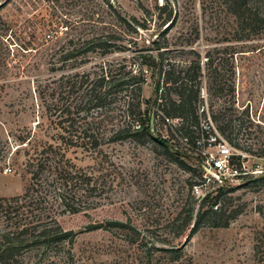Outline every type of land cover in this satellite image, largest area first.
I'll return each mask as SVG.
<instances>
[{
  "label": "rangeland",
  "instance_id": "374dc122",
  "mask_svg": "<svg viewBox=\"0 0 264 264\" xmlns=\"http://www.w3.org/2000/svg\"><path fill=\"white\" fill-rule=\"evenodd\" d=\"M94 39L110 40V54L84 53ZM154 42L174 76L192 75L193 62H201L200 122L210 116L247 155L241 158L248 171L264 173V0H0V138L8 141L1 198L21 197L30 186L23 142L63 148L47 111L58 103L56 82L103 63L137 72L138 56L149 49L157 55ZM144 74L145 110L160 86L158 70ZM154 126L169 151L137 141L66 149L95 186L82 201L95 208L102 229L82 225L72 243L48 256L61 264H264V181L256 182L262 175L210 180L209 195L199 199L192 189L203 178V156L182 140L178 122L158 118ZM212 207L224 221L236 214L228 228L206 224L178 237L181 224L173 222L181 211L193 210L194 224Z\"/></svg>",
  "mask_w": 264,
  "mask_h": 264
},
{
  "label": "trees",
  "instance_id": "16d2710c",
  "mask_svg": "<svg viewBox=\"0 0 264 264\" xmlns=\"http://www.w3.org/2000/svg\"><path fill=\"white\" fill-rule=\"evenodd\" d=\"M109 41L100 43L94 39L86 42L84 53L99 49L106 56L110 52L105 49L112 47ZM154 43L158 45L157 55L154 56L155 50L149 49L150 53L138 56L140 70L137 72L126 63H103L92 71L63 76L56 82L58 103L48 106L47 111L56 117L63 148L42 141L34 145L22 143L26 144V169L31 175V183L21 197H0V264H61V259L58 261V258L48 255L72 243L78 235L76 228L83 225L86 232L102 229L98 219L93 218L95 208L82 201L95 190V186L89 176L74 169L66 158V149L96 150L106 144L137 141L141 144L153 142L169 151L167 141L155 126L154 132H151V115L154 123L158 118L172 123L178 121L182 140L187 138L194 143L200 136L202 122L198 102L201 99L202 77L197 73H201V62H193L192 68L196 72L192 75L186 78L174 76L170 71H164L162 46ZM208 61L214 64L213 59ZM144 68L158 70L160 86L156 101L145 110L143 94L147 77ZM232 92L235 91L232 89ZM7 143L0 138V172L7 161ZM174 155L182 156L179 152ZM257 181H264V176ZM34 193L37 196L31 195ZM27 198L28 201L22 202ZM213 207L200 211L194 224L193 210L187 213L181 211L173 222L181 224L178 226V237L186 233L190 236L206 224L213 228H228L236 214L224 221V214ZM72 219H76L74 225L69 224ZM34 254L40 257L39 261L32 257Z\"/></svg>",
  "mask_w": 264,
  "mask_h": 264
},
{
  "label": "built area",
  "instance_id": "2783aa9c",
  "mask_svg": "<svg viewBox=\"0 0 264 264\" xmlns=\"http://www.w3.org/2000/svg\"><path fill=\"white\" fill-rule=\"evenodd\" d=\"M201 129L202 132L194 143H190L187 138L183 139L186 145L196 148L204 158L203 178L195 183L192 189L196 197L201 199L200 197L209 195L206 188L210 180L225 181L249 176V173L252 175L260 173L264 176L261 171H248L241 158L247 155L235 150L234 146L219 133L210 116L201 123Z\"/></svg>",
  "mask_w": 264,
  "mask_h": 264
},
{
  "label": "water",
  "instance_id": "95a60500",
  "mask_svg": "<svg viewBox=\"0 0 264 264\" xmlns=\"http://www.w3.org/2000/svg\"><path fill=\"white\" fill-rule=\"evenodd\" d=\"M150 127H151V132L153 133L154 132V119L153 118L151 120ZM156 140H159V139L156 137ZM161 143H163V142H161Z\"/></svg>",
  "mask_w": 264,
  "mask_h": 264
}]
</instances>
